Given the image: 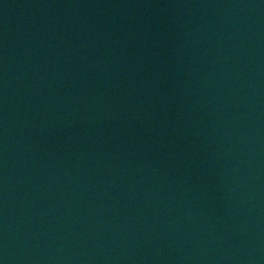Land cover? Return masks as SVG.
<instances>
[{"label":"water","instance_id":"95a60500","mask_svg":"<svg viewBox=\"0 0 264 264\" xmlns=\"http://www.w3.org/2000/svg\"><path fill=\"white\" fill-rule=\"evenodd\" d=\"M0 264H264V0H0Z\"/></svg>","mask_w":264,"mask_h":264}]
</instances>
